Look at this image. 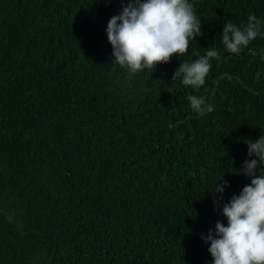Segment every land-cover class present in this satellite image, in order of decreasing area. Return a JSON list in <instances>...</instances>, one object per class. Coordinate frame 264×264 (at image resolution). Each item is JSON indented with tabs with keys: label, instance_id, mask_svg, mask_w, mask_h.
<instances>
[{
	"label": "trees",
	"instance_id": "trees-1",
	"mask_svg": "<svg viewBox=\"0 0 264 264\" xmlns=\"http://www.w3.org/2000/svg\"><path fill=\"white\" fill-rule=\"evenodd\" d=\"M189 3L204 35L132 76L105 31L120 0H0V264H211L201 234L228 224L223 202L250 183L232 171L264 132V39L236 55L221 33L264 0ZM208 48L221 59L199 92L172 80Z\"/></svg>",
	"mask_w": 264,
	"mask_h": 264
},
{
	"label": "clouds",
	"instance_id": "clouds-1",
	"mask_svg": "<svg viewBox=\"0 0 264 264\" xmlns=\"http://www.w3.org/2000/svg\"><path fill=\"white\" fill-rule=\"evenodd\" d=\"M111 2V0H99ZM121 10L109 18L106 33L112 45V63L129 75L151 73L161 63L170 62L173 54L185 56L191 41L204 35L200 16L189 0H120ZM257 38L264 39V18L250 14L243 24L225 21L222 44L231 54L239 55ZM264 61V48L253 52ZM221 53L208 48L197 60L183 61L175 69L172 80H180L196 92L206 84L212 61ZM260 73H256L259 80ZM192 110L200 115L213 111L206 98L190 94L186 97ZM248 157L235 174L250 179L239 192L222 204L228 224L217 221L207 235L201 234L213 260L211 264H264V132L256 140L247 139ZM222 181V183H218ZM213 192L214 207H221L222 194L229 182L218 180ZM219 193L221 195L217 196Z\"/></svg>",
	"mask_w": 264,
	"mask_h": 264
}]
</instances>
